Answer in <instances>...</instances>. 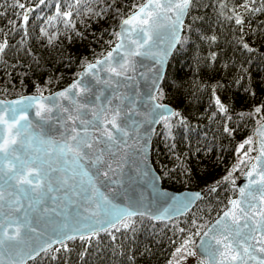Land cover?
<instances>
[{"label":"trees","instance_id":"1","mask_svg":"<svg viewBox=\"0 0 264 264\" xmlns=\"http://www.w3.org/2000/svg\"><path fill=\"white\" fill-rule=\"evenodd\" d=\"M145 1L0 0V100L67 86L110 50L120 21ZM154 97L177 113L160 120L150 144L161 186L201 198L173 220L129 217L26 264H168L185 240L192 247L235 196L255 153L252 131L264 120V0H191Z\"/></svg>","mask_w":264,"mask_h":264},{"label":"water","instance_id":"2","mask_svg":"<svg viewBox=\"0 0 264 264\" xmlns=\"http://www.w3.org/2000/svg\"><path fill=\"white\" fill-rule=\"evenodd\" d=\"M146 2L147 0L143 4ZM140 7L120 21L118 33L122 31L123 21L138 13ZM186 14L182 17V23L176 27L173 24L175 15L172 12L162 13V17H170V19L162 18L153 26L151 30V40L147 45L139 48L141 53L147 54L130 57L127 71L123 72L119 77L105 71L96 72L95 69H93V72L96 73L95 78L92 73L83 75L87 67L86 65L73 81L52 94L44 97L28 95L8 101L0 100V112L4 113L6 119L9 114L5 110L14 106L12 102L22 100L26 97H36L39 103L48 106H51V99L55 98L56 104L58 105V107H54L50 113L44 114L43 119L36 116L35 104H33L29 110L28 114L29 119L32 121V127L28 129V133L34 138L29 153L37 156H44L46 151H51L52 155L50 157L44 156V159L50 162L52 168L58 170L51 173L53 192L45 196L41 204L36 205L33 201V209H28L27 201L23 200L22 202L25 208L22 209L21 212L11 214V218L16 219L22 216L25 211L28 212V219L31 221L29 226L35 231H29L28 227H24L21 229V244L16 247H11L10 244L6 243L4 248H0V260L3 261V264H10V262H12V264H18L20 259H23L24 264H26L45 252L42 251L39 252L38 255L35 254V251L41 245L51 237L57 236V234L62 237L65 231L75 234L77 238L80 234L84 236L89 235L91 231L88 227L89 224L95 228L100 227V224L97 223V217H92L90 215L92 211L98 213L99 221L110 219V217L105 215V212L113 211L111 206H115L116 210L126 209L136 213L130 217L144 216L154 221H170L186 214L197 200L201 198L202 193L199 191L186 190L174 192L163 188L160 178L150 162V144L156 127L161 120L159 119L153 122V118L149 114L151 111L150 105L158 103L156 100L150 99V96H154L157 91L154 90L153 80L158 74L161 75L163 79L170 56L180 40L182 25ZM123 27L128 28L129 26L123 25ZM174 28L176 36H173ZM135 38V33H132L129 39H124L125 45L129 48H135L136 45L130 43V39ZM119 43H121V37L118 36L115 44L98 60H104L107 54L116 48ZM162 53L167 54L164 57L163 64L160 65L156 60ZM117 55V53H113L114 57ZM95 63L96 61L90 64ZM98 67L103 68L104 66L101 65ZM117 70L121 71L119 68ZM162 79L156 80L158 87ZM77 81L80 82L78 89H74L73 92L79 91L80 93L76 96L77 103L80 105H87L83 110L84 113H87L86 118L89 120L92 119V109L99 112L101 108L111 110L119 106L120 117L117 122L126 127L129 133L128 136H121L115 129H111V125H108L113 135L121 136V139L117 140L115 144L110 145L112 154L105 152V160L112 163L115 171L109 172L107 177L101 175L96 179V184L100 192H102L110 202L109 205L102 204L100 208H96L95 204L85 203L84 197L86 193H82L79 187H70L73 183L72 181L69 182V185H62L59 183L60 178L66 175V173L59 169L65 168L66 165L63 164V160L59 157L53 145L55 142L63 143L64 138L69 134L68 130L73 126V122L67 120L69 112H65L64 109H69L73 116H76L77 113L74 111V105L56 96V94L68 89L70 85ZM105 81H107V83H105ZM97 97H99V99H97ZM108 100H111V103H108ZM166 106L174 112L171 106ZM108 114L110 116L111 112L109 111ZM261 125H264V120L257 124L252 131L255 153L244 172L236 181V194L231 200L240 198L238 189L248 184L247 173L252 170V166L256 165L257 169L264 167V158H261L259 162L256 159L259 156L260 147L257 143L259 137L256 135V130ZM75 126L78 129L81 127L79 121H76ZM122 141H126V143ZM95 147L96 146H94V148ZM98 147L105 148L106 145L101 144ZM34 149H39L40 151L34 152ZM253 179H255V177H253ZM0 187L5 189L4 212L8 215V204L9 201L15 198V191L8 188L7 185L0 184ZM57 187H61L62 191H55ZM9 192H13V195H9ZM65 193H67V195H65ZM197 194H199V198H197ZM52 196H56L57 199L53 200L51 198ZM230 201L218 217L202 231L192 245V254L198 261L202 262V260L207 259L203 252V243L208 238L204 236V233L216 225V221L223 216L225 211L229 210L231 207ZM45 208H47L48 211H44ZM85 209L88 211H85ZM86 217L87 219H85ZM0 219L4 218L0 217ZM20 223H24V221H20ZM15 226L16 225H12V227L9 228V234H12V229ZM77 229L81 231L77 232ZM99 232L102 231H98L97 233ZM67 241L69 240L65 242ZM57 245L60 244H53L51 248ZM29 254L33 255L34 258L29 259ZM255 255L260 257L261 254L255 253ZM248 264H256V262L254 260H249Z\"/></svg>","mask_w":264,"mask_h":264},{"label":"snow or ice","instance_id":"3","mask_svg":"<svg viewBox=\"0 0 264 264\" xmlns=\"http://www.w3.org/2000/svg\"><path fill=\"white\" fill-rule=\"evenodd\" d=\"M190 2L191 0H147L140 7L138 13L123 21L122 31L117 33V36L121 37V43L117 44L116 48L109 52L104 60H97L95 64H88L83 75L92 73L95 78L96 73L93 72L95 69L96 72L105 71L117 77L121 76L123 72L127 71L130 57L147 54L141 53L139 48L147 45L151 40L153 26L162 18L170 19V17H162V13L172 12L175 15L173 24L178 27L182 23V17L186 14ZM24 19L27 21V16ZM236 23H243L239 16L236 17ZM123 25L129 27L124 28ZM132 33H135L136 38L130 39V43L136 45L135 48H129L124 43V39H129ZM173 36H176L175 28ZM5 47L6 42L0 44V53L4 51ZM244 47L247 48L248 45L245 44ZM114 52L118 54L115 57L113 56ZM166 54L162 53L156 62L162 65ZM101 65L104 67H98ZM118 68L121 71H118ZM158 79H162L159 74L153 80L154 90H158V84H156ZM79 83L77 81L68 89L56 94V96L74 105V111L77 113L76 116H73L69 109H64L65 112H69L67 120L72 121L73 126L68 130L69 134L64 138L63 143L55 142L53 145L63 160V164L66 165L65 168L59 169L66 173L60 178L59 183L69 185V182L72 181L70 187H79L82 193H86L85 203L95 204L96 208H100L102 204L109 205L110 202L100 192L96 179L101 175L107 177L109 172L115 171L112 163L105 160V152L112 154L110 145L120 140L121 136H128L129 133L126 127L117 122L120 117L119 106L111 110L101 108L99 112L92 109V119H87V113L83 111L87 105L77 103L76 96L80 93L79 91L73 92L74 89H78ZM150 99L155 100L156 97L150 96ZM12 103L14 106L5 110L9 114L7 119L4 113L0 112V184L7 185L8 188L15 191V198L9 201V213L6 215L4 212L5 189L0 187V217L4 218L0 219V248H4L6 243L10 244L11 247L21 244V229L24 227H28L29 231H35L29 226L31 221L28 219V212L25 211L22 216L16 219H12L11 214L21 212L25 208L23 200L27 201L28 209H33V201L36 205L41 204L44 197L53 192L51 173L58 170L52 168L50 162L44 159V156L50 157L52 155L51 151H46L44 156L29 153L34 138L28 133V129L32 127L28 113L33 104L36 105V116L43 119L44 114L50 113L54 107H58L55 98L51 99V106L39 103L36 97H26ZM108 103H111V100H108ZM216 104L221 113L227 111L219 100L216 101ZM150 108L149 114L152 116L153 122L159 119L166 120L170 116L177 115L163 104L153 103ZM109 111L111 112L110 116ZM256 111L259 112L260 109L257 108ZM76 121H79L81 125L79 129L75 126ZM108 125H111V129H115L121 136H114ZM224 130L225 132L229 131L227 127ZM256 135L259 137L257 143L260 145L259 156L256 158L259 162L261 158H264V125L256 130ZM122 142L126 143V141ZM251 143V138L244 142V144ZM101 144H105L106 147H98ZM244 144H241L240 148H243ZM94 146L96 147L94 148ZM251 150L250 148L249 151ZM33 151L39 152L40 150L34 149ZM228 175L231 176V172ZM247 177L248 184L238 189L240 198L231 200L229 210L225 211L223 216L216 221V225L204 233V236L208 238L203 243V252L207 259L202 260L201 264H248L249 260H254L256 264H264V167L257 169L256 165H253L252 170L247 173ZM224 179L227 180L228 177ZM55 191L60 192L62 188L57 187ZM9 195H13V192H9ZM51 198L57 199L56 196ZM197 198H199V194H197ZM111 207L113 211L105 212V215L110 217L106 221H99L96 211L90 213L92 217H97V223L100 224V227L95 228L89 224L88 227L91 229L89 236L96 235L98 231H107L109 227L114 228L126 217L136 214L126 209L116 210L115 206ZM44 211H48V209L45 208ZM85 211L88 210L85 209ZM20 221H24V223H20ZM12 225L16 226L12 229V234H9V228ZM123 226L128 227L127 224ZM76 231L80 232L81 230L77 229ZM181 231L183 230L181 229ZM76 238L75 234L67 231L62 237L57 234L41 245L35 254L38 255L39 252L47 251L53 244L57 243L67 250L65 241ZM79 238L83 240L85 236L80 234ZM188 243L189 241L185 240L184 246ZM180 251L181 249L178 248L177 252ZM255 253H260V257H257ZM28 258L32 259L34 256L29 254ZM0 264H3L2 260H0ZM18 264H24L23 259H20Z\"/></svg>","mask_w":264,"mask_h":264},{"label":"rangeland","instance_id":"4","mask_svg":"<svg viewBox=\"0 0 264 264\" xmlns=\"http://www.w3.org/2000/svg\"><path fill=\"white\" fill-rule=\"evenodd\" d=\"M183 246V247H182ZM180 248L181 251L177 252V249ZM174 253L172 254L168 264H196V258L193 256L190 244L186 246L182 244L179 246Z\"/></svg>","mask_w":264,"mask_h":264}]
</instances>
